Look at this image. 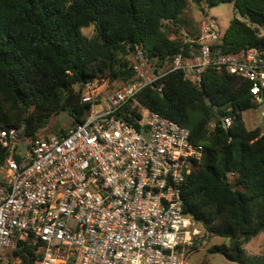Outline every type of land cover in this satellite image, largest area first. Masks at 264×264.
Segmentation results:
<instances>
[{"label":"trees","instance_id":"trees-1","mask_svg":"<svg viewBox=\"0 0 264 264\" xmlns=\"http://www.w3.org/2000/svg\"><path fill=\"white\" fill-rule=\"evenodd\" d=\"M188 2L202 11L229 3L242 17L209 43L212 53L264 51V0H0V131L23 127L27 140L63 135L89 112L81 102L86 83L105 80L102 95H109L139 80L140 51L163 75L116 116L137 127L141 112L151 110L187 127L191 142L202 146L180 193L183 214L202 235L189 249L216 237L225 242L209 253L234 264H264V253L245 251L264 232V121L252 129L244 123L242 114L257 108L249 81L213 67L199 82L170 70L178 53L188 56L200 46L180 31ZM86 28H93L91 37ZM60 113L67 114V127L47 129ZM225 115L232 124L224 130ZM4 153L0 147V158ZM42 250L40 240L29 238L9 255L38 264Z\"/></svg>","mask_w":264,"mask_h":264},{"label":"built area","instance_id":"built-area-1","mask_svg":"<svg viewBox=\"0 0 264 264\" xmlns=\"http://www.w3.org/2000/svg\"><path fill=\"white\" fill-rule=\"evenodd\" d=\"M217 37L213 24L203 22L201 35L188 40L199 48L178 53L170 70L194 82L208 67L239 76L250 82L258 110L264 51L212 53ZM135 59L138 81L109 95H102L106 84L84 85L81 102L89 112L63 135L27 140L23 127L0 131V264H20L2 250L29 238L43 244L38 264H186L182 256L200 231L183 214L181 186L203 148L187 127L151 110L141 112L137 127L116 116L163 75L140 51ZM231 124L230 116L221 118L224 130Z\"/></svg>","mask_w":264,"mask_h":264},{"label":"rangeland","instance_id":"rangeland-1","mask_svg":"<svg viewBox=\"0 0 264 264\" xmlns=\"http://www.w3.org/2000/svg\"><path fill=\"white\" fill-rule=\"evenodd\" d=\"M203 11L199 6L188 2L186 9L180 15L181 23L180 31L189 36L190 39H195L201 35L203 22H211L214 27V31L218 36H222L224 32L229 28L231 20L236 17L242 20L240 14L236 11L233 13V6L229 3L220 4L216 7L205 8L203 5ZM83 34L87 37H91L94 33L93 28H86L82 30ZM106 81L101 80L98 90H102ZM264 111V105L260 106L258 110H250L244 113L243 120L247 128L252 129L256 127H262V120L259 116L260 112ZM69 124V118L66 113H60L59 115L50 118L46 128H52L57 125L64 126L65 128ZM264 132V127H262ZM200 231V230H199ZM201 231L198 239L200 240ZM225 242L221 238L213 237L209 241L202 240L201 246L195 250H189L182 256V261L186 264H234L227 261L221 255L211 254L208 249L215 244ZM245 251L249 255H258L264 253V232L254 237L246 246ZM9 249H3V254H9Z\"/></svg>","mask_w":264,"mask_h":264},{"label":"crops","instance_id":"crops-1","mask_svg":"<svg viewBox=\"0 0 264 264\" xmlns=\"http://www.w3.org/2000/svg\"><path fill=\"white\" fill-rule=\"evenodd\" d=\"M261 112H262V111H261ZM261 112H260L259 116H260L261 120L264 121V117H262ZM244 113H245V112H244ZM244 113L242 114V117H243Z\"/></svg>","mask_w":264,"mask_h":264}]
</instances>
